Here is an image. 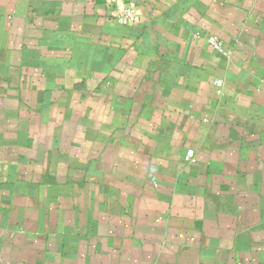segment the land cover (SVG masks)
I'll return each instance as SVG.
<instances>
[{
    "label": "crops",
    "instance_id": "1",
    "mask_svg": "<svg viewBox=\"0 0 264 264\" xmlns=\"http://www.w3.org/2000/svg\"><path fill=\"white\" fill-rule=\"evenodd\" d=\"M0 264H264V0H0Z\"/></svg>",
    "mask_w": 264,
    "mask_h": 264
},
{
    "label": "built area",
    "instance_id": "2",
    "mask_svg": "<svg viewBox=\"0 0 264 264\" xmlns=\"http://www.w3.org/2000/svg\"><path fill=\"white\" fill-rule=\"evenodd\" d=\"M116 19L121 24H127L133 22L136 19L135 7L132 3H127L121 6L120 11L116 15ZM207 42L214 48L218 50H223L221 43L213 36L207 38ZM215 83L220 86L221 81H215ZM191 157V153L187 155V159Z\"/></svg>",
    "mask_w": 264,
    "mask_h": 264
}]
</instances>
